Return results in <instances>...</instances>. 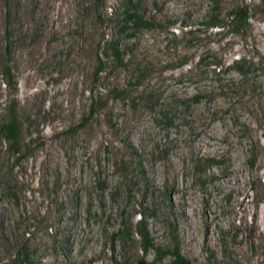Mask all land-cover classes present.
Returning <instances> with one entry per match:
<instances>
[{
  "label": "rangeland",
  "instance_id": "obj_1",
  "mask_svg": "<svg viewBox=\"0 0 264 264\" xmlns=\"http://www.w3.org/2000/svg\"><path fill=\"white\" fill-rule=\"evenodd\" d=\"M135 1L154 26L120 33L127 0H0V131L12 101L21 141L0 134V264L23 245L33 264H171L140 219L163 248L174 226L190 264H264V0L236 32L204 25L211 0ZM105 40L121 63L94 81Z\"/></svg>",
  "mask_w": 264,
  "mask_h": 264
},
{
  "label": "trees",
  "instance_id": "obj_2",
  "mask_svg": "<svg viewBox=\"0 0 264 264\" xmlns=\"http://www.w3.org/2000/svg\"><path fill=\"white\" fill-rule=\"evenodd\" d=\"M215 3V6L211 7L208 14L205 26L209 28L223 29L225 21L229 23V28L232 32H236L238 29L246 30L248 27L249 15L242 6L243 0H238L235 2L233 8L227 13L225 18L219 17V11L216 7L217 1L211 0ZM123 24L120 28V33H124L127 30H141L149 29L154 25L151 21H146L140 15L139 2L135 0H127V3L123 9ZM100 48V47H99ZM100 55L97 57V65L94 71V81H97L100 76L106 71L107 65L111 62H116V64L121 63V53L117 47V44L112 40H105L100 48ZM113 64V63H112ZM7 75L9 77V82L12 83L13 77L10 75V70L7 67L3 73V76ZM8 82V85H9ZM107 102V94L102 95ZM91 105L88 116H91L95 109L103 106V100L97 98L95 94H91ZM97 99V100H96ZM9 120L4 124L3 129L0 131L3 137L4 145L9 151L16 153L21 145L20 141V131H18L17 116L15 113L16 106L11 101L9 106L6 108ZM171 231V244L167 248L156 246L153 244L152 239L148 233L145 222L140 219L135 224V234L139 239L140 248L143 253H147L152 250L155 254L154 263L165 256L172 259L171 264H190L186 259H184L179 250V241L176 234V229L174 226ZM8 262V261H7ZM10 263L13 264H33L31 258L28 254V248L23 245L16 253L14 257L10 259ZM153 264V263H152Z\"/></svg>",
  "mask_w": 264,
  "mask_h": 264
},
{
  "label": "bare ground",
  "instance_id": "obj_3",
  "mask_svg": "<svg viewBox=\"0 0 264 264\" xmlns=\"http://www.w3.org/2000/svg\"><path fill=\"white\" fill-rule=\"evenodd\" d=\"M167 175H168V176H172V173H171V172H168Z\"/></svg>",
  "mask_w": 264,
  "mask_h": 264
}]
</instances>
